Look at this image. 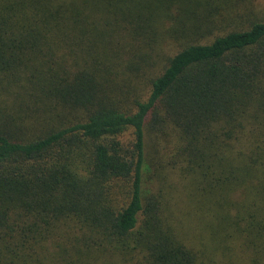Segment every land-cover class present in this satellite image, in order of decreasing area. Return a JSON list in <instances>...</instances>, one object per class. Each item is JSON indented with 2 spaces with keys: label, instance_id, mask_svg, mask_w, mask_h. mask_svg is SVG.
<instances>
[{
  "label": "trees",
  "instance_id": "trees-1",
  "mask_svg": "<svg viewBox=\"0 0 264 264\" xmlns=\"http://www.w3.org/2000/svg\"><path fill=\"white\" fill-rule=\"evenodd\" d=\"M0 264H264V0H0Z\"/></svg>",
  "mask_w": 264,
  "mask_h": 264
}]
</instances>
